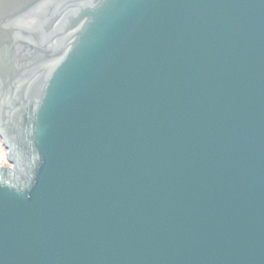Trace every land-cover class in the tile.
I'll list each match as a JSON object with an SVG mask.
<instances>
[{"label":"water","instance_id":"water-1","mask_svg":"<svg viewBox=\"0 0 264 264\" xmlns=\"http://www.w3.org/2000/svg\"><path fill=\"white\" fill-rule=\"evenodd\" d=\"M0 264H264V0H0Z\"/></svg>","mask_w":264,"mask_h":264},{"label":"rangeland","instance_id":"rangeland-1","mask_svg":"<svg viewBox=\"0 0 264 264\" xmlns=\"http://www.w3.org/2000/svg\"><path fill=\"white\" fill-rule=\"evenodd\" d=\"M5 156H6V151H4L3 149H0V158L2 159V162H4L3 164L7 165Z\"/></svg>","mask_w":264,"mask_h":264},{"label":"trees","instance_id":"trees-1","mask_svg":"<svg viewBox=\"0 0 264 264\" xmlns=\"http://www.w3.org/2000/svg\"><path fill=\"white\" fill-rule=\"evenodd\" d=\"M0 149H3L5 151V149L2 147L1 145V141H0ZM4 162H2V159L0 158V165H3Z\"/></svg>","mask_w":264,"mask_h":264},{"label":"flooded vegetation","instance_id":"flooded-vegetation-1","mask_svg":"<svg viewBox=\"0 0 264 264\" xmlns=\"http://www.w3.org/2000/svg\"><path fill=\"white\" fill-rule=\"evenodd\" d=\"M4 165V164H3Z\"/></svg>","mask_w":264,"mask_h":264}]
</instances>
